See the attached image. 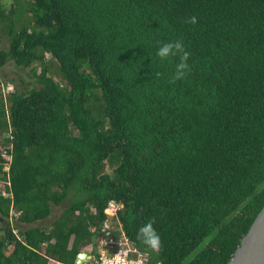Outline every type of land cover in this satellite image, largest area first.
Masks as SVG:
<instances>
[{"label":"trees","instance_id":"1","mask_svg":"<svg viewBox=\"0 0 264 264\" xmlns=\"http://www.w3.org/2000/svg\"><path fill=\"white\" fill-rule=\"evenodd\" d=\"M10 62L34 81L0 88V264H75L110 201L152 264L230 261L264 206V0L0 1Z\"/></svg>","mask_w":264,"mask_h":264},{"label":"built area","instance_id":"2","mask_svg":"<svg viewBox=\"0 0 264 264\" xmlns=\"http://www.w3.org/2000/svg\"><path fill=\"white\" fill-rule=\"evenodd\" d=\"M5 170L7 171L8 169ZM121 208L122 206L114 201L108 203L106 209L107 219L101 226L94 253L92 248L85 252L88 259L84 264H152L150 255L139 251L123 232L117 217V213ZM111 224L116 227L118 232L116 235L111 231ZM48 264L63 263L49 259ZM156 264L161 263L158 262Z\"/></svg>","mask_w":264,"mask_h":264},{"label":"water","instance_id":"3","mask_svg":"<svg viewBox=\"0 0 264 264\" xmlns=\"http://www.w3.org/2000/svg\"><path fill=\"white\" fill-rule=\"evenodd\" d=\"M85 252L78 254L75 264H84ZM227 264H264V206Z\"/></svg>","mask_w":264,"mask_h":264},{"label":"rangeland","instance_id":"4","mask_svg":"<svg viewBox=\"0 0 264 264\" xmlns=\"http://www.w3.org/2000/svg\"><path fill=\"white\" fill-rule=\"evenodd\" d=\"M2 3L6 2V4L9 6L12 5V0H0ZM8 47V43H7V39L5 36H2V44H1V49H7ZM29 70H20L18 68H16L15 64L13 62H10L9 64H7L3 70L0 72V82H1V86L0 88H3L5 93L8 92H12L15 88H17V90H23V85L21 84V80H23L25 83L26 82H33L34 79L33 77H30L29 74ZM5 82H7L8 84L6 86H4ZM0 150L2 151L3 148L2 146L0 147ZM5 156V154H4ZM7 169V168H6ZM0 191H3V186H2V182H0ZM68 204V200L61 206L59 207H54L53 208V212L51 214V216L49 218H47L46 220L42 221V222H37L35 225L36 226H43V227H49L51 225V223L57 218L59 217V215L63 212V210L65 209L66 205ZM28 226H20V228H25ZM111 231L113 233H115V235L118 233L116 231V227L114 224H111Z\"/></svg>","mask_w":264,"mask_h":264},{"label":"clouds","instance_id":"5","mask_svg":"<svg viewBox=\"0 0 264 264\" xmlns=\"http://www.w3.org/2000/svg\"><path fill=\"white\" fill-rule=\"evenodd\" d=\"M189 22L195 23L196 18L191 17ZM157 55L162 60L167 59L170 56H178L180 59V63L176 65L175 78L179 79L183 77L187 69L186 60H187L188 53L184 51V48L181 42L176 41L174 43L170 42V43L162 44L158 49ZM139 237L149 248L156 249L159 247V237L155 233V230L153 229L152 223L150 221L146 222L140 228Z\"/></svg>","mask_w":264,"mask_h":264}]
</instances>
